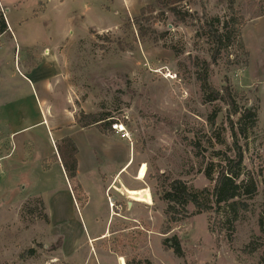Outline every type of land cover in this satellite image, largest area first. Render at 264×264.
I'll list each match as a JSON object with an SVG mask.
<instances>
[{"label":"rangeland","instance_id":"obj_1","mask_svg":"<svg viewBox=\"0 0 264 264\" xmlns=\"http://www.w3.org/2000/svg\"><path fill=\"white\" fill-rule=\"evenodd\" d=\"M229 1L10 0V34L0 38V264H264V0ZM5 9L0 1L6 23ZM218 31L230 37L221 46ZM206 65L214 89L258 113L238 138L258 191L238 200L235 223L225 206L217 215L192 204L168 212L161 199L174 180L212 194L215 153L237 155L231 123L239 116L206 101ZM95 117L102 121L83 127ZM22 141L28 154L34 147L23 159ZM68 141L92 144L81 167L86 191L56 163ZM126 189L146 190L150 204Z\"/></svg>","mask_w":264,"mask_h":264},{"label":"trees","instance_id":"obj_2","mask_svg":"<svg viewBox=\"0 0 264 264\" xmlns=\"http://www.w3.org/2000/svg\"><path fill=\"white\" fill-rule=\"evenodd\" d=\"M229 2L232 8L235 0H230ZM224 28H227L226 25H224ZM6 29V23L3 19H0V35L3 34ZM225 39H230L226 33L221 34L218 31L214 35L215 44L217 46H221ZM209 69V65H206L204 74L201 76L202 91L207 95L206 101L209 103L221 101L229 108L230 114L239 116L236 124L231 123L232 138L234 141L233 146L237 155L230 156L223 151H217L215 153V156L220 158V170L217 171V177H214L216 171L215 165L213 164L210 165L206 172L207 178L210 181L215 182L212 194H210L207 189H204L201 192L192 191L185 182L174 180L170 184L169 189L163 193L161 199L168 204V212L175 211L177 206L185 208L188 204H192L201 212L208 215L213 213L217 215L223 209V206H225L224 208L227 210V213L232 214L233 222L235 223L239 220L238 200L240 198L251 199L258 191V182L256 178L251 174H249V176H246L245 174L243 148L238 143V138L247 137L248 129H254L256 127L258 113L253 108L245 109L243 111L239 110L238 107L235 106L229 89H226L225 93H220L214 89L209 81ZM100 121L102 120L95 117L92 123L84 124L83 127L88 128L92 124H97ZM76 151L74 142L68 141L66 151L60 153L67 177L73 183L75 182L78 170ZM43 167L45 170L50 168L46 164H44ZM261 174L262 171H260L258 175L262 176ZM74 191L76 197L80 198L82 201L86 199L80 184L76 185ZM210 198L213 199V204L210 202ZM234 223H229L231 224L230 228H233ZM259 226L264 237V214L259 219ZM213 230L214 229L212 228L211 231L213 232ZM169 242L170 241L167 240L165 245L168 246ZM171 242L173 244L170 245V247L174 249L178 256H182L179 240L173 238ZM261 260L262 263H264V252Z\"/></svg>","mask_w":264,"mask_h":264},{"label":"crops","instance_id":"obj_3","mask_svg":"<svg viewBox=\"0 0 264 264\" xmlns=\"http://www.w3.org/2000/svg\"><path fill=\"white\" fill-rule=\"evenodd\" d=\"M1 1V4H2V6H5V14H4V16H5V18H6V24H7V29H6V31L3 33V34H1L0 35V38L2 37V36H4L5 35V33H9L10 34V0H0ZM51 54L52 53H50V51L48 52V54H47V52H46V56H50L51 57ZM41 83H43V81L42 80H39ZM44 110H45V114H46V116L48 117V124H49V126H50V131L52 130V131H54L55 133H56V136H57V132L58 131H56L55 130V128H54V124H53V122H52V120H51V118H50V116H49V111H48V105L46 104V107H45V105H44ZM42 123H44L45 125H46V120L44 119L42 122H39L38 124H42ZM31 127H33V125L32 126H26V127H23V128H18L17 130H14L13 132H12V134H11V138H13V136H15L16 135V137H15V140L17 139V135L18 134H20V133H22V132H24V131H27L28 129H30ZM11 138H10V140H11ZM57 138H58V136H57ZM12 141V140H11ZM24 141V140H23ZM23 141L22 142H20V146H21V151H22V149H23V153L21 154V159H23L24 157L26 158L27 157V155L29 156V155H31V151H32V149H34V147L32 146V144H31V149L29 150V154H28V152H27V150L25 149V142L23 143ZM27 141H29V142H31L30 140H27ZM27 143V142H26ZM32 143V142H31ZM76 143H77V141H76ZM102 148H104L105 147V145H106V139H103L102 140ZM79 145V147H78V172H77V176H76V181H78L83 187H84V185L82 184L83 182H82V176H81V167H82V165L84 166V164H86V161H85V159L87 158V152H88V149H90V151H93V149H92V144H80V142L78 141V143L76 144V146H78ZM91 145V146H90ZM82 147V148H81ZM89 147V148H88ZM14 149H15V145H13V141H12V143H11V149H10V161H12V160H14V157H15V155H17L18 156V153H17V151H18V147H17V149H16V151H14ZM107 151V150H106ZM94 153V152H93ZM107 155H108V152H107ZM56 157L58 156V151L56 152V155H55ZM54 156V157H55ZM60 156V155H59ZM42 158V160L44 161V156H42L41 157ZM18 160V159H17ZM46 160V159H45ZM19 161V160H18ZM22 161H24V160H22ZM56 163H58L59 164V166L61 167V170H62V172H63V176L66 178L67 176H66V173H65V171H64V167L62 166V162H61V158L59 159V160H57V162ZM130 163L131 162H127L126 163V166H124V169L122 168V171L120 172V173H123V172H125V169H128L130 166ZM27 165V164H26ZM25 165V166H26ZM84 169V168H83ZM48 172V171H47ZM139 173V172H138ZM82 175H85V174H82ZM138 180V179H137ZM140 181V180H139ZM96 184H97V186H98V188H100V190L104 193V190L102 189V186H101V184L98 182V180H97V178H96ZM127 190V189H126ZM84 191H86V188L84 187ZM130 191H138V190H130ZM105 194V193H104ZM129 196V195H128ZM130 197V196H129ZM130 199H131V197H130Z\"/></svg>","mask_w":264,"mask_h":264},{"label":"bare ground","instance_id":"obj_4","mask_svg":"<svg viewBox=\"0 0 264 264\" xmlns=\"http://www.w3.org/2000/svg\"><path fill=\"white\" fill-rule=\"evenodd\" d=\"M145 176H146V166L144 165L139 173L138 180H143ZM125 193L129 195L135 202L144 201V203L148 205L150 204L149 196L146 190H140V191L125 190ZM120 262L122 264V260H120ZM123 263L126 264L125 261Z\"/></svg>","mask_w":264,"mask_h":264},{"label":"built area","instance_id":"obj_5","mask_svg":"<svg viewBox=\"0 0 264 264\" xmlns=\"http://www.w3.org/2000/svg\"><path fill=\"white\" fill-rule=\"evenodd\" d=\"M113 130L118 134H121L122 138H127L126 127L122 123H115L113 126Z\"/></svg>","mask_w":264,"mask_h":264},{"label":"water","instance_id":"obj_6","mask_svg":"<svg viewBox=\"0 0 264 264\" xmlns=\"http://www.w3.org/2000/svg\"><path fill=\"white\" fill-rule=\"evenodd\" d=\"M128 198H130V197L128 196ZM128 204H129V207H131V206H132V202H129Z\"/></svg>","mask_w":264,"mask_h":264}]
</instances>
